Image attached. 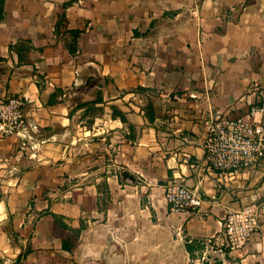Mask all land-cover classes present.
Listing matches in <instances>:
<instances>
[{
	"label": "crops",
	"instance_id": "0c3cea01",
	"mask_svg": "<svg viewBox=\"0 0 264 264\" xmlns=\"http://www.w3.org/2000/svg\"><path fill=\"white\" fill-rule=\"evenodd\" d=\"M262 92L264 0H0V101L31 125L0 139V264H264V161L231 176L204 148ZM169 181L202 207L172 213ZM244 206L260 229L224 255Z\"/></svg>",
	"mask_w": 264,
	"mask_h": 264
},
{
	"label": "built area",
	"instance_id": "2783aa9c",
	"mask_svg": "<svg viewBox=\"0 0 264 264\" xmlns=\"http://www.w3.org/2000/svg\"><path fill=\"white\" fill-rule=\"evenodd\" d=\"M261 97V103L253 105L246 116L229 118L218 112L205 120L204 148L209 169L234 176L264 161V92ZM30 126L19 97L0 101L1 140L13 136L26 140ZM164 188L172 213H189L202 207V198L185 183L169 181ZM259 229L258 210L244 206L226 215L223 231L215 243L224 255L243 252Z\"/></svg>",
	"mask_w": 264,
	"mask_h": 264
},
{
	"label": "trees",
	"instance_id": "16d2710c",
	"mask_svg": "<svg viewBox=\"0 0 264 264\" xmlns=\"http://www.w3.org/2000/svg\"><path fill=\"white\" fill-rule=\"evenodd\" d=\"M21 256H23V255H21ZM21 256H20V258H21Z\"/></svg>",
	"mask_w": 264,
	"mask_h": 264
}]
</instances>
